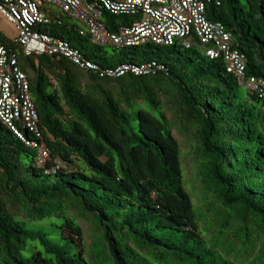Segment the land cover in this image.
Wrapping results in <instances>:
<instances>
[{"label": "trees", "instance_id": "1", "mask_svg": "<svg viewBox=\"0 0 264 264\" xmlns=\"http://www.w3.org/2000/svg\"><path fill=\"white\" fill-rule=\"evenodd\" d=\"M219 1L204 0L207 18L233 35L248 74L264 78V0ZM47 12L42 30L102 71L26 57L3 37L19 53L51 157L41 166L38 150L0 122V264H264V101L198 43L112 48L133 58L109 57L71 19ZM105 23L117 31L135 19L107 13ZM151 61L164 70L103 76ZM175 126L193 142L201 209L185 188ZM57 161L66 168L48 175Z\"/></svg>", "mask_w": 264, "mask_h": 264}, {"label": "built area", "instance_id": "2", "mask_svg": "<svg viewBox=\"0 0 264 264\" xmlns=\"http://www.w3.org/2000/svg\"><path fill=\"white\" fill-rule=\"evenodd\" d=\"M51 9L71 19L80 27L81 37L89 36L94 45L102 48L126 49L153 44L191 49L198 43L206 48L210 60L225 61L228 73L237 78L245 92L264 101V78L248 74L246 56L233 49V35L223 24L207 18L204 0H0V20L16 30L17 36L12 41L26 57L65 58L82 69L101 72L98 65L87 60L69 42L42 30L52 23L47 12ZM107 13L133 17L135 23L109 31L105 23ZM3 37L0 29V122L28 146L37 149L40 165L45 166L51 153L44 143L38 142L42 140L40 117L30 82L19 68V53L10 50ZM162 70L164 67L151 61L142 65L125 64L104 72L103 76L144 77ZM64 168L65 164L57 161L47 174L57 175Z\"/></svg>", "mask_w": 264, "mask_h": 264}, {"label": "rangeland", "instance_id": "3", "mask_svg": "<svg viewBox=\"0 0 264 264\" xmlns=\"http://www.w3.org/2000/svg\"><path fill=\"white\" fill-rule=\"evenodd\" d=\"M51 10L54 12L57 11L55 9H51ZM0 29L4 37H6L7 39L11 41L14 40V38L17 36L16 30H14V28L11 25H9L7 22L3 20H0ZM104 49H105V53L109 57L116 56V57L122 58L123 55H128L130 58H133L132 52L128 50L114 52V50L111 47H106ZM200 52L202 56L207 57L206 48H200ZM248 100L249 102L252 103V100L249 97H248ZM174 136L178 140L181 146V150H182V170H183L184 179H185V182H184L185 188L192 196L195 206L198 209H201L203 206V201H202L203 195H202L200 183L196 177V165L193 162L192 154H191L193 142L191 138L183 135L177 126L174 127ZM79 224L85 231L86 243L89 245L91 243V239L89 238L90 233H91V226L88 223H84L81 219L79 220ZM44 225H47V223H44ZM201 228L204 231L205 229L204 223L201 224Z\"/></svg>", "mask_w": 264, "mask_h": 264}]
</instances>
